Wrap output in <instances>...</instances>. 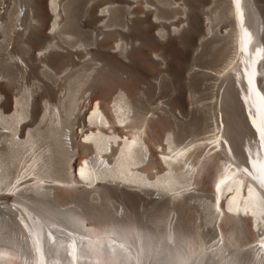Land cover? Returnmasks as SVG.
Segmentation results:
<instances>
[{
    "label": "bare ground",
    "instance_id": "6f19581e",
    "mask_svg": "<svg viewBox=\"0 0 264 264\" xmlns=\"http://www.w3.org/2000/svg\"><path fill=\"white\" fill-rule=\"evenodd\" d=\"M0 264H264V0H0Z\"/></svg>",
    "mask_w": 264,
    "mask_h": 264
},
{
    "label": "rangeland",
    "instance_id": "374dc122",
    "mask_svg": "<svg viewBox=\"0 0 264 264\" xmlns=\"http://www.w3.org/2000/svg\"><path fill=\"white\" fill-rule=\"evenodd\" d=\"M209 6L211 8L213 5H209ZM205 7L208 8V5ZM223 26H224L223 27L224 29H226V26L229 30L231 29V26H229L228 23H223ZM202 49L203 48L197 49V46L190 48L191 52L197 55V59H193V60L190 59L187 62H185V64H186L185 66L187 67L185 74L189 70L194 69L193 72L202 71V72L212 73V75H209L207 77V80L205 81V83H207V86H206V84H201V83L198 84L199 82L193 84L191 87L188 86V88H187L188 90L186 91L187 94L185 96H186V98L189 97L193 101V103H196V105H199V104L214 105L216 102V99H217V93H216L217 90L214 91V90H212L213 88L209 87V86L213 83H219V87H220V86L224 85L227 78H229L226 76L235 75L237 72L235 69H233V65H229V63H228L229 59L226 57H220L221 59L217 58V57H214V59H213V57H212V60L211 59L199 60L198 56L201 53ZM152 54H154V53H152ZM191 58H193V57H191ZM155 72H156V74L158 73V71H155ZM213 75H218L219 80H215ZM160 79L162 80V77H160ZM160 79H159V81L155 80L154 82L160 83ZM33 82H38V80L37 79L31 80L29 82V85H31ZM227 83H228V81H227ZM163 92L165 94H167L166 91H163ZM165 98H167V95L165 96ZM52 106L54 107V105H52ZM41 117H42V115L40 116V118ZM206 134L207 135H205V136H204V134L200 135L199 138H204V137H207L208 135H210V133H206ZM207 201H211V199L209 198V199H207ZM72 205L73 204H71V205L68 204L66 207L72 206ZM200 221L201 220L195 219L193 223L198 224V223H200Z\"/></svg>",
    "mask_w": 264,
    "mask_h": 264
},
{
    "label": "snow or ice",
    "instance_id": "6c2138e0",
    "mask_svg": "<svg viewBox=\"0 0 264 264\" xmlns=\"http://www.w3.org/2000/svg\"><path fill=\"white\" fill-rule=\"evenodd\" d=\"M219 187V186H218Z\"/></svg>",
    "mask_w": 264,
    "mask_h": 264
}]
</instances>
